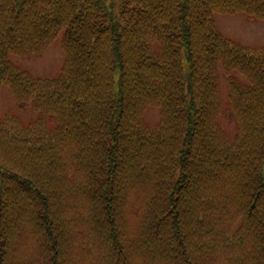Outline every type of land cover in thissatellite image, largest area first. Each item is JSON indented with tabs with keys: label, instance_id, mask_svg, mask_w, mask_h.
<instances>
[{
	"label": "trees",
	"instance_id": "16d2710c",
	"mask_svg": "<svg viewBox=\"0 0 264 264\" xmlns=\"http://www.w3.org/2000/svg\"><path fill=\"white\" fill-rule=\"evenodd\" d=\"M235 13L264 0H0V89L35 113L0 119V264H264V45ZM56 41L51 78L11 59Z\"/></svg>",
	"mask_w": 264,
	"mask_h": 264
},
{
	"label": "rangeland",
	"instance_id": "374dc122",
	"mask_svg": "<svg viewBox=\"0 0 264 264\" xmlns=\"http://www.w3.org/2000/svg\"><path fill=\"white\" fill-rule=\"evenodd\" d=\"M215 23L218 31L241 45L261 46L264 45V22L253 17H247L243 13L232 15H216ZM12 61L19 67L27 70L34 77L51 78L55 76L62 64L63 53L59 41H56L41 55L30 57L13 56ZM220 95L222 98L223 111L219 118V125L224 133L232 138L235 134V123L228 113V89L227 82L222 73L219 75ZM9 112L18 117L24 123L35 117L30 107L20 110L16 106L11 91L7 86L0 89V119ZM159 119L156 108H147L144 120L148 126H155Z\"/></svg>",
	"mask_w": 264,
	"mask_h": 264
}]
</instances>
